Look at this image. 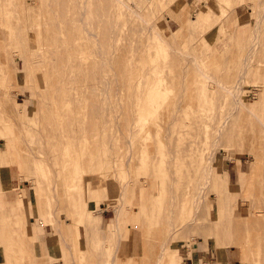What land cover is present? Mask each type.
<instances>
[{
	"label": "rangeland",
	"instance_id": "1",
	"mask_svg": "<svg viewBox=\"0 0 264 264\" xmlns=\"http://www.w3.org/2000/svg\"><path fill=\"white\" fill-rule=\"evenodd\" d=\"M46 1L45 9H49ZM82 1L64 0L66 14L64 20L58 18V22L67 23L68 28L57 29L61 47L65 50L78 49L79 52L75 53L78 56L84 55L82 49H90L92 53L88 56L95 59L96 49L102 46L95 43V36L86 33L91 31L95 32L97 37H102L107 42V55L118 58L105 64H112L118 72L123 73L118 77L121 90H118L119 98L122 99L127 84L145 89L147 84L157 78L167 77L164 83L175 87L174 95L171 93V96H175L174 100H178L179 96L180 101L181 98L184 99V103L191 100L198 102L206 92L215 99L212 104L202 103V108L206 111L196 114L197 118H200L198 141L203 149L204 161L201 159L198 163L193 162L189 167L191 171L202 170L208 153L212 152L208 175L210 179L203 187L198 185L196 177L175 183L173 188L177 193L186 189L190 191V195L180 202L182 204L177 201L176 227L173 236L169 238L168 226H165L162 220L159 221L168 200L166 189L162 186L168 183L169 178L162 173L149 178L143 165L133 169L117 166L121 143L124 141L120 134L122 136L121 132L125 127L120 126V132L116 123L118 118L124 116H118L119 109V115L126 109L110 108L109 102L101 95L97 98L104 106L106 120L96 143L99 146L101 163L110 162L115 171L114 183L106 186L105 181L99 179L97 185H91L89 189L76 194L73 189L75 184L70 183L74 182L72 177L76 173L77 165L64 169L67 162L55 158L53 160L56 173H40L37 167L43 168V164L36 158L41 155L37 147L40 145L37 119L41 118L44 104L42 101L38 102L36 94L32 91L34 74L33 77L30 74L34 72L22 71L26 67L24 57H27V54L24 51H32L36 47L38 28L36 25L30 26L33 28L32 33L30 36L26 34L27 39L33 41L24 42L19 37L14 39L13 34L17 32L22 20L18 12V0H4L3 4L0 2L4 5H0V32L7 34L0 42V60L6 62H0V264H73L75 261L77 264H110L111 261L113 264H156L160 256L159 251L164 253L168 264L172 256L179 254L183 248L194 245L217 251L231 248L241 264H257L261 257L264 258V231L258 234V228L264 230V130L252 120L249 112L255 114L264 124V0ZM37 2L28 0V9L25 12H37L38 8L33 6ZM82 10L85 12L79 21L77 18ZM258 16L261 18L258 19ZM225 18H228V21ZM256 19L259 23L262 20L260 28L256 27ZM28 21L33 24L31 18ZM222 23L223 28L220 26ZM258 29H261L260 33ZM254 30L258 31L260 48L255 52L252 62L247 64L240 82L239 97L245 102L246 110L233 102L231 89L236 85L243 57L252 46L250 40ZM67 32L72 33L70 39L67 38ZM69 40L74 42L75 48ZM4 52L6 58L8 57L6 61ZM206 68L219 79L222 89L219 85L216 89L205 76L196 73L198 69ZM58 69L71 70L65 74L60 73V78L64 79L59 82L60 97L66 93H75L78 97L82 93L77 90L83 86L85 96L89 99L92 97L91 86L79 82L84 72L90 73L98 80L103 77L105 96L107 98L111 95L113 86L106 82L114 79V68L110 69L105 65L81 67L79 77L74 76V67L60 65ZM47 70L43 67L45 73ZM68 74L71 79L76 78L77 81L69 82ZM29 75L33 79L32 83ZM179 84L185 85L177 88ZM194 87L195 90H191ZM47 94L53 101L59 100L52 93ZM146 95L141 98L149 100L150 96L148 98ZM141 101L139 98L138 102L142 103ZM63 107L69 109L71 104L66 102ZM234 108L236 110L231 116V121L222 133L221 144L212 146L210 140L215 134L211 126L215 123L223 124L224 116ZM165 109H161L162 115H159L163 126L151 124L152 119L156 117L153 115L149 117L151 125L146 126L148 129L152 126L156 131L157 128L164 127V114L168 110ZM69 110L68 116L78 115L76 110ZM128 110L137 114L146 113L145 108L142 110L129 107ZM112 113L118 117H114ZM180 115L186 123H190L188 118L193 117L195 113L186 108ZM140 116L145 117L143 114ZM48 126L54 130L52 120H48ZM146 130L145 136L139 137L140 140L154 145V138L151 136L154 131L151 129L146 133ZM34 147L37 150H34ZM58 147L54 145L51 151H56ZM90 166L91 169L95 168L93 164ZM86 167L87 165L80 168ZM230 168L229 181L227 170ZM69 169L74 173L70 178L71 174L66 171ZM109 169V166H104L101 176L109 173ZM183 170L184 167L175 171V175ZM235 170L240 172L237 171L236 174ZM180 180L177 178L176 181ZM243 180L248 182L247 186L241 185ZM67 182V186L70 185L68 188ZM198 192L199 210L195 211L194 201ZM151 204L154 208L145 211ZM85 215L88 216L86 222L94 225V229H104L101 240L85 242ZM117 216L121 217L120 224H125V228L115 222ZM192 217V226L185 227L186 221ZM259 221H262L263 225L261 222L259 224ZM113 222V225H109ZM112 230L113 239L111 244H107L105 237ZM118 234L121 236V239L118 236L120 241L114 240L118 238ZM167 239L162 250H159L161 242ZM65 242L69 244L70 249L65 247ZM116 242L123 249L118 250L119 254L116 253L112 259L111 255L115 254L117 247ZM240 247L246 249L242 251ZM143 250L145 251L142 254ZM128 253L131 257H128ZM254 257L257 262L253 260Z\"/></svg>",
	"mask_w": 264,
	"mask_h": 264
},
{
	"label": "bare ground",
	"instance_id": "2",
	"mask_svg": "<svg viewBox=\"0 0 264 264\" xmlns=\"http://www.w3.org/2000/svg\"><path fill=\"white\" fill-rule=\"evenodd\" d=\"M2 1L4 0H0L1 3ZM27 1L28 0H18V12L20 13L19 15L22 20H21V24L18 25L17 32L14 31L15 33L13 35H14V39L19 37V38H22L21 41L27 42L30 40V39H27V35L30 36V33H32L31 29H33L30 26L36 25L38 28V38H37V41H35L36 47L32 49V51H29V50L24 51V53L27 54V57H24L25 58L24 65L26 64V67L22 65V67H25V69L22 71L26 72L29 70V73H31V71L34 72L30 74L32 75V77L34 74V82H33L32 77L29 75L32 79L31 83L33 82L32 91L36 94L38 102L41 103L42 101L44 104V107L41 110L42 112L40 116L41 118L37 119L39 121L38 133L40 135L38 139L40 145L37 147H38V152L41 155L40 156L38 155L36 158H39L42 161L41 164H43L42 165L43 168L37 167L38 171L40 173L42 172H46V173L55 172L56 173L55 160H53L54 158L62 159L63 162L65 163L67 162V166H65L66 164L63 163L65 166L64 169L65 168L68 169L69 166L71 167V166L77 165V170L75 169L76 170L75 174L72 173L73 170H71L73 167L69 170H66V171H69L67 174L69 173L71 174L69 178L72 176V174H74L72 177L74 182L72 183L71 181L70 184L72 185L75 184L74 188L71 187V189L73 188L76 194L81 191L89 189L91 185H97L99 179L100 181L104 180L106 186H108L109 183H111V185L114 183L115 171L112 169L113 167L110 165V162L101 163L100 150H99L98 143H96V141H98L99 139V136H101L100 134L102 130L105 127L106 119H105V113L103 111L104 106L102 105V102L97 98L100 95L103 96L104 99L109 102L110 105L108 106L110 108L111 107L112 108L121 107V108L126 109V110L124 109L125 111L122 112L120 115H119V112L121 111L119 109L118 116L120 117L122 114L124 116L118 118L117 119L118 121L116 123L118 125L119 131H120V128L122 129V127L123 128L125 127L123 131L121 130L122 132L120 131L122 133V136L120 134V137H122L124 141L121 143V149L118 155L117 166L119 168L130 167L133 169V168L139 167V165H143L144 168H146L147 177L153 178L154 175L162 173L163 175L169 178L168 183H165V185L162 186L163 189H166V195L168 197V200L166 202L165 212L163 210V213L160 215L159 221L162 220L164 225L168 226L169 228L167 230L168 235H169L168 237L171 238L173 236V233L176 227L175 220L177 217V211H176L177 201H179L180 203L183 199H185V197L190 195V191H187L186 189H181V191L177 193L176 190L173 188L175 183L185 182V181L192 179L193 177H196L198 185L203 187V185L205 186L207 182H209L208 179H210L209 178L210 176L208 175H210L209 162H210L211 157H213L212 152L208 153V159L206 163L204 164L205 166L203 167L202 170L199 169V170L191 171L189 167L190 165H192L193 162L198 163L201 159L203 160L204 158V155L202 153L203 149L200 148L199 141H198V137L200 135V132H198V130H200L199 129V125H200L199 119L200 118H197L196 114L202 111H206V109L202 108V103L209 104L210 102L212 104L215 102V99L211 97V94L209 92H206L205 94H203L204 95L203 98L199 99L198 102H196V100H191L189 102L184 103V99L181 98V101H180L179 96H178V100H174L175 96H171L172 95L171 93L173 92V89H175V87L168 86L166 83H164L167 77L157 78L151 84H147L146 85L147 88L145 89H142V87H136L130 84H127V85L125 84L126 85L125 93L123 94L122 99L119 98L118 90H120V87H119L120 84L118 81V77H120L123 73L118 72L116 67L113 66L112 64H107V65L105 64V62H109L110 60L115 61L118 59L117 56L110 57L109 55H107V47H106L107 42L104 39H102V37L101 38L97 37L95 32L87 31L86 35L95 36L96 38L95 40L97 41L95 43L101 44L102 46L96 49L97 58L95 59H92L91 57L88 56L92 52L90 49L87 50V48L82 49V51H84L83 52L84 55L82 56L75 55V53L79 52V50L74 47V42L72 40H69V41H71L70 43L73 44V47L75 49L73 50L63 49L61 47L62 43L60 42L59 34H58L59 32L57 33V29L59 28L67 29L68 28L67 23L64 22L62 24H59L58 22L59 21L58 18L64 20V17L66 14L64 10V7H65L64 0H47L46 3L49 6V9H45V0H37L38 2L33 6H36L38 8V11L30 13V14H27L25 12L28 9ZM84 12L85 11L82 10V12L79 14L77 18L79 21L82 19V15L84 14ZM262 12L264 13V11ZM259 17L261 18V16H258V19ZM30 18L33 21V24L30 23V21H28ZM227 19L225 18L226 21H228ZM258 19H256L257 22L259 21ZM80 23L82 24V22ZM260 23L258 22L257 24L258 26L256 27L260 28L259 27ZM223 25L224 24L222 23L220 26L223 28L224 27ZM82 27L85 28L84 26ZM96 27H100V26H96ZM65 31L66 30H64V32ZM258 31L260 33L261 29L260 30L258 29ZM258 31L256 32L255 30L253 31L255 33L253 35V38L251 37L252 39L250 40L252 43V46L249 48V51L247 52L245 57H243V62H242L243 64L238 73V77L236 79L237 81L236 85L235 87L231 89V96L233 97V102H235L237 106H241L242 108H245L246 110H247V106L245 102L241 100L239 97L240 82L243 77L242 75L245 73V68L247 64L249 62H252L253 60L252 58L255 52L260 48L259 43H258V36H257ZM66 35H67V38L70 39L72 33L67 32ZM6 36L7 34L3 33V31L0 32V42ZM30 41H33V40H30ZM12 42L13 41L11 40V43ZM0 54L2 55L1 51H0ZM4 55H5V52H4ZM7 58L5 55V61ZM127 59H129V57H127ZM224 59L226 60V58ZM1 60H0L1 63L4 62L3 60L2 61ZM193 60L194 58L190 61L192 62ZM7 61H8L7 63H9V60ZM5 63L6 62H4V64ZM223 63H225V61ZM60 65L67 67V68L74 67L73 74L74 76H78V77H79L78 73L80 72L81 67L105 65V66H109L110 69L114 68V71H115V73L113 74L114 79L110 81L111 83L109 81L106 82V84L113 86V90L110 92L111 95L107 96V98L105 96L106 90L103 88V84H105L103 77H101L100 80H98V78L92 76L90 73L84 72L83 75L79 78V82L81 84H83L84 82L85 84L91 86L90 91H93L92 97L89 99L88 97L85 96L84 86L80 87V89L77 90L78 92L82 93L78 97L76 96L75 93H68V94L66 93L64 94V96L60 97L58 95L59 94L58 92L60 90L59 82H62L64 80L60 78V73L65 74L68 71H71V70L58 69ZM43 67H45V69H48L46 73H48L49 75H47L43 71ZM8 69L10 70V67ZM29 73L27 72L26 74L28 75ZM196 73L202 74L203 76H205V78L208 79L210 82H212L216 86V89H217V86L219 85V79L215 76L214 73L209 72L207 68L204 70L198 69ZM68 76L69 78L67 80H69V82L74 81V80L77 81L76 78L74 80L71 79L70 74H68ZM10 78H12V76ZM26 80H27V77H26ZM182 85H185V84H182ZM181 86L179 84L177 88ZM219 86L221 87V89L223 88L222 85H219ZM177 88H176L177 95H179L178 94L179 91ZM183 88L185 89V87ZM180 89L181 88H179V90ZM189 89L190 88H188V90ZM192 89L194 91L195 87L191 88V90ZM185 90L187 91V89ZM152 92L154 93V95H151ZM47 93H52L54 97L57 96L56 98L59 100H57L56 102L53 101L52 98L47 96L48 95ZM143 95L148 96V98L150 96V99L144 100L143 98H141L143 97ZM173 95H174V92H173ZM139 98L142 99L141 101L142 103L138 102ZM66 102L71 104V107L69 109L76 110V114H78L77 116L67 115L70 113V110L63 107V104ZM129 107L132 109H142V110L145 108L146 113L138 112L137 114L135 112H132L133 110L129 111L128 110ZM163 108L164 109L166 108L168 110L170 108L169 110L170 113L167 110L166 111L167 113L164 114L166 116L165 120L163 121L164 127L162 129L157 128L156 131H154V128L152 126L149 127L152 129V131H154V132H151V136L154 138L153 139L154 142L152 140V143L154 145H150L149 143L151 142H149V140H148L149 143H147L146 141H141L139 137L145 136L144 134L145 130L147 129L146 133L149 130H151L147 128L148 125L154 124L155 126H161V127L163 126L161 122L162 118L160 119V116H159L160 114L162 115V112L160 110L161 109L163 110ZM186 108L192 109V111L195 113V115H192L193 117L188 118L190 120V123H186V121H184L180 115L181 112ZM235 110H236L235 108L232 110L231 109L229 110L230 112H228L223 118V124L218 125L215 123V125L211 126L215 134L214 138H211L210 140V144H212V146H215L216 144H221V139L223 136L222 133L227 128L228 123L231 121V116L234 114ZM249 113H250V116L252 117V120L255 121L259 125V127H261L264 130V124L256 117L255 114H253L252 112H249ZM112 114L114 117L116 118L118 117L117 114L115 115L114 113ZM141 114H143L145 117L141 118L140 116ZM153 115H155L156 117L155 119H152V123L149 124L151 120L149 119V117ZM116 118H115V121H116ZM48 120L53 121V124H54L53 131L49 129ZM46 131L47 133H45ZM146 138H147V135H146ZM94 144H97V145L95 146ZM54 145H58L59 147L56 149V151H51ZM35 147H34V150L36 149ZM52 152L54 154H51ZM32 155L34 154H31V156ZM90 164H93L95 168L91 169ZM85 165H87L86 168H80ZM106 165L109 166L110 168L108 171L109 173L105 174L104 176H101L102 174L101 172L103 171V168ZM182 167H184L185 170H183L180 174L175 175V171L180 170ZM61 173H64V172H61ZM67 174L65 172V175ZM67 178H68V175H67ZM177 178H180L181 180L176 181ZM68 182H70V179L68 180ZM68 182L66 186L68 185ZM247 183L248 182H246V180L241 181V185L243 186H247L248 185ZM69 186H67L66 188H68ZM65 191L67 193V190ZM199 201H200V192H198L195 196V201H194V205L196 206L195 211L199 210L198 209ZM253 205H254V202H253ZM153 208H154V205L151 204L144 210L150 211ZM87 217L88 216L86 215L83 216V219L85 220V224H84L85 232L84 233H86L87 235V237H85V242L90 243L92 241L101 240L103 238L104 229H101V230L94 229L95 228L94 225L91 226L90 224L86 222L88 219ZM193 218L194 217H192L189 221L188 220L186 221L187 223L185 227L190 228V226H192V222L194 220ZM260 222L263 225L262 221H259L258 223L260 224ZM57 225L59 227V222ZM258 229H259L258 234L264 231L263 229L262 230L260 228ZM119 232H121V230ZM113 235H114V231L112 230L111 232H109L107 237H105V239L108 241L107 244H111ZM116 236L118 237L119 234ZM119 237L121 239V236ZM119 237L114 240L120 241ZM167 241L168 239L163 240L161 242V245H159L160 247L159 250H162V248L167 243ZM117 242L115 244L117 245V247H115V250H114L115 254L113 252L114 255H111L113 256L112 259L115 258L116 253H118V250L120 251L121 249H123L120 245L117 244ZM22 246L23 248L25 247L23 243H22ZM65 247L70 249L69 244L66 242H65ZM132 249H133V246H132ZM144 251L145 250H143L142 254L144 253ZM159 255H158L159 257L156 261V264H166L167 259L164 258V253L162 251H159ZM137 256L139 257V255ZM128 257H131L129 253H128ZM73 264H77V262L75 261ZM110 264H113V262L111 261Z\"/></svg>",
	"mask_w": 264,
	"mask_h": 264
},
{
	"label": "crops",
	"instance_id": "3",
	"mask_svg": "<svg viewBox=\"0 0 264 264\" xmlns=\"http://www.w3.org/2000/svg\"><path fill=\"white\" fill-rule=\"evenodd\" d=\"M238 173L240 170H237ZM237 171L235 170L236 174ZM229 175V181L231 179V168L227 170ZM121 217L117 216L115 222L125 228V224H120ZM112 224L109 225H113ZM241 248V247H240ZM242 249V248H241ZM246 249V247L244 248ZM242 249V251H244ZM256 254V253H254ZM255 261V257L253 259ZM257 262V261H255ZM168 264H241L239 257L230 249L221 251L217 250H205L202 246L194 245L192 247H185L179 254L171 257V262ZM257 264H264V258L259 259Z\"/></svg>",
	"mask_w": 264,
	"mask_h": 264
}]
</instances>
